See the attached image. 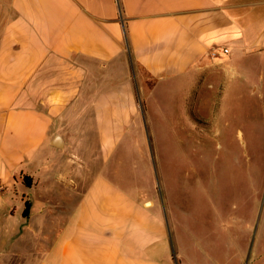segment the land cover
<instances>
[{
  "label": "crops",
  "instance_id": "obj_1",
  "mask_svg": "<svg viewBox=\"0 0 264 264\" xmlns=\"http://www.w3.org/2000/svg\"><path fill=\"white\" fill-rule=\"evenodd\" d=\"M249 46H264V0H0V264H188L162 195L104 174L60 181L52 123L97 75L100 137H123L132 59L158 83ZM244 247L237 264H264L263 242Z\"/></svg>",
  "mask_w": 264,
  "mask_h": 264
},
{
  "label": "rangeland",
  "instance_id": "obj_2",
  "mask_svg": "<svg viewBox=\"0 0 264 264\" xmlns=\"http://www.w3.org/2000/svg\"><path fill=\"white\" fill-rule=\"evenodd\" d=\"M251 48L158 83L132 59L138 111L115 139L100 137L110 126L99 120L108 106L95 101L106 83L93 76L54 117L52 134L65 145L46 164L58 160L52 170L68 185L104 174L128 193L162 195L185 262L237 264L247 242L264 243V46ZM32 183L26 176L25 185Z\"/></svg>",
  "mask_w": 264,
  "mask_h": 264
},
{
  "label": "water",
  "instance_id": "obj_3",
  "mask_svg": "<svg viewBox=\"0 0 264 264\" xmlns=\"http://www.w3.org/2000/svg\"><path fill=\"white\" fill-rule=\"evenodd\" d=\"M52 144L57 147H63L65 145L62 135L56 134L52 140Z\"/></svg>",
  "mask_w": 264,
  "mask_h": 264
},
{
  "label": "built area",
  "instance_id": "obj_4",
  "mask_svg": "<svg viewBox=\"0 0 264 264\" xmlns=\"http://www.w3.org/2000/svg\"><path fill=\"white\" fill-rule=\"evenodd\" d=\"M224 51H225V52H228V49L225 48ZM2 191H3V187H0V192H2Z\"/></svg>",
  "mask_w": 264,
  "mask_h": 264
},
{
  "label": "trees",
  "instance_id": "obj_5",
  "mask_svg": "<svg viewBox=\"0 0 264 264\" xmlns=\"http://www.w3.org/2000/svg\"><path fill=\"white\" fill-rule=\"evenodd\" d=\"M28 211H29V203H27L26 214L28 213Z\"/></svg>",
  "mask_w": 264,
  "mask_h": 264
}]
</instances>
